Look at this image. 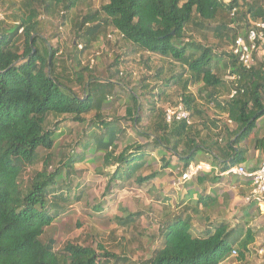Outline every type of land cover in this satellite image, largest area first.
<instances>
[{
  "label": "trees",
  "instance_id": "16d2710c",
  "mask_svg": "<svg viewBox=\"0 0 264 264\" xmlns=\"http://www.w3.org/2000/svg\"><path fill=\"white\" fill-rule=\"evenodd\" d=\"M88 2L22 0L12 23L0 21V264L127 262L101 245L103 251L97 252L89 245L67 241L57 249L53 238L42 239L53 221L81 199L79 184L73 185L74 166L89 151L100 153L106 165H114L109 173L112 183H127L134 176L141 185L157 176L156 172L135 176L138 168L148 166L147 145H125L118 151L127 129L145 135L148 144L164 147L168 154L162 157L164 166L175 157L182 172L200 162L199 153L206 154L217 170H199L193 179L210 185L231 166L247 161L250 149L242 142L250 137L252 150L264 154V136H253L260 131L258 122L264 121V43L262 56L254 52L249 68L233 53L235 40L245 38L253 23L264 21V0H104L94 10L71 15ZM39 12L52 21L37 19ZM54 18L61 26L70 24L74 40L66 58L72 71L57 57L59 49L42 44V33L47 24L53 26ZM257 31L264 34V27ZM109 32L130 47L129 53H147L162 61L142 78L140 93L124 89L119 81L128 76L120 70L123 53L114 55L102 78L95 75L93 65H83L85 51ZM73 85L83 94H76ZM174 91L178 101L172 104L188 112L189 123L165 119L159 103L171 101ZM122 94L131 103L126 108L129 127L120 125V117L104 113ZM210 106L219 116L216 119L208 117ZM143 118L147 124L141 129ZM65 121L85 126L73 143L80 150L62 154L48 172L56 132ZM39 163L40 170L35 169ZM237 177L249 191L250 180ZM189 200L184 197L181 211L164 219L160 246L137 264H219L232 251L244 258L254 240L251 229L243 232L223 219L210 221L219 199L207 186L200 187L192 204ZM247 205L259 210L253 202ZM201 215L207 224L196 228L195 217ZM130 216L119 223H131Z\"/></svg>",
  "mask_w": 264,
  "mask_h": 264
},
{
  "label": "rangeland",
  "instance_id": "374dc122",
  "mask_svg": "<svg viewBox=\"0 0 264 264\" xmlns=\"http://www.w3.org/2000/svg\"><path fill=\"white\" fill-rule=\"evenodd\" d=\"M104 0H89L88 3L80 5L73 10V14H83L88 10L96 9ZM22 0H0V21L10 24L14 21V16L19 10ZM37 19L52 21L42 12H39ZM58 18H54L53 26L47 24V28L42 33V44L51 49H59L57 57L65 61L66 67L71 69L68 52L71 47L73 34L70 24L59 25ZM59 25V26H58ZM46 27V26H45ZM130 47L123 42L114 32H109L105 39L95 42L89 50H86L82 62L83 65L90 64L95 67V75L102 78L104 69L109 65L115 54H121L120 70H122L124 80H119L125 86L140 93L141 80L145 75H150L160 64L161 60L155 56L144 53H129ZM261 57L263 51L259 48L256 52ZM74 69V68H73ZM72 71V69H71ZM151 82L150 85H152ZM72 89L78 95H82V89L73 85ZM192 92L196 87H191ZM172 100L162 101L159 105L165 110L173 106L177 100L176 91L171 94ZM112 96L108 98L111 100ZM131 106L126 95L122 94L121 100L116 102L114 107H108L104 113L108 117H120V125L129 127L130 117L126 114V108ZM208 117L216 119L219 117L213 107L208 108ZM216 117V118H215ZM87 118H90L88 116ZM221 121H225L222 115ZM197 122L196 118H192ZM66 120V119H65ZM144 120V118H143ZM147 121L141 123V129L145 128ZM231 124V123H229ZM232 125V124H231ZM85 131V126L74 124L68 121L61 123L56 132L55 147L52 150L54 161L48 172L53 171L58 165V160L62 154L71 153L72 150L79 151L80 146L73 144ZM254 137H260V131L253 133ZM264 136V131H263ZM150 139L145 135L136 134L133 130L127 129L124 140L120 142V151L125 145H147L149 149L148 166L144 169L138 168L135 176H145L156 172L157 176L144 181L139 185L134 181V176L130 182L122 183L109 181V173L113 171L114 165H106L100 153L88 152L82 162L75 164L73 185L79 184L82 190L81 199L68 206L53 224L48 227L42 235L43 241L50 238L55 240V247L58 249L67 241H72L82 245H89L97 252L103 250L126 258L125 264H137L139 261L149 257L153 249L160 246L162 238L160 230L164 219L172 214L178 213L183 207L180 203L184 197L189 199L190 204L196 199L200 192V187L207 186L209 191L217 194L219 202L213 208L209 220L227 221L231 227L240 226L245 232L251 229L254 240L249 244L244 258H239L238 252H231L230 255L219 264H263L264 263V213L257 209H250L243 201L244 195L248 191L246 183L237 176L222 175L215 184L206 181H197L190 178L185 179L182 174L181 164L173 161L168 166H164L162 157L165 155L164 147L148 144ZM253 137L242 142L250 149L248 159L242 163L245 168L257 166L264 154L252 150ZM72 148V149H71ZM71 149V150H70ZM168 156L166 154L164 157ZM205 161L213 164V161L204 153H199L197 161ZM41 163L35 169L40 170ZM217 168L214 167V171ZM28 173L24 174V178ZM188 195V196H187ZM131 215L133 221L127 225H121L119 219ZM207 224L204 215L196 216L194 225L202 228ZM99 245L103 250L99 249ZM110 262H112L110 260ZM121 264V263H118Z\"/></svg>",
  "mask_w": 264,
  "mask_h": 264
},
{
  "label": "built area",
  "instance_id": "2783aa9c",
  "mask_svg": "<svg viewBox=\"0 0 264 264\" xmlns=\"http://www.w3.org/2000/svg\"><path fill=\"white\" fill-rule=\"evenodd\" d=\"M262 27H264V21L253 23V28L248 31L245 38L238 37L235 40L233 53L238 56L239 62L245 68H249L251 65H253V54L254 52H257V50L261 48L262 43H264V34L260 31H257V28ZM227 79H235V77L227 76ZM234 93L235 91L232 90L231 96ZM165 119L167 122H170L173 119H185L188 123L190 122L188 112L184 110L181 105L177 107L166 108ZM212 169H214L212 164L209 162L200 161L189 165L188 169L183 172L182 176L187 179L199 170L209 171ZM223 174H233L248 178L250 180V189L242 199L246 204L252 202L255 203L258 206L259 211H264V158L256 169L248 170L243 165H234L224 171Z\"/></svg>",
  "mask_w": 264,
  "mask_h": 264
},
{
  "label": "crops",
  "instance_id": "0c3cea01",
  "mask_svg": "<svg viewBox=\"0 0 264 264\" xmlns=\"http://www.w3.org/2000/svg\"><path fill=\"white\" fill-rule=\"evenodd\" d=\"M257 126H258V128H260V133L263 135V131H264V121H263V118L258 122ZM261 213H264V211L261 212Z\"/></svg>",
  "mask_w": 264,
  "mask_h": 264
}]
</instances>
